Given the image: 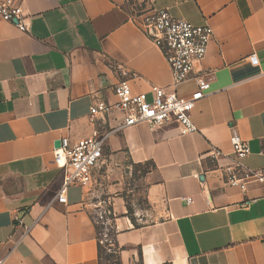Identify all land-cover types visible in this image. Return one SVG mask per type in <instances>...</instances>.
<instances>
[{
  "label": "crops",
  "instance_id": "crops-1",
  "mask_svg": "<svg viewBox=\"0 0 264 264\" xmlns=\"http://www.w3.org/2000/svg\"><path fill=\"white\" fill-rule=\"evenodd\" d=\"M12 2L26 31L0 16L2 264H101L96 189L71 186L65 204L54 201L63 183L55 145L92 135L90 108L115 103L112 87L123 72L136 76H128L132 93L148 98L152 87L180 97L196 91L192 79L171 86L134 6L208 26L213 37L194 68L209 80L191 113L194 133L182 135L177 123L121 127L119 112L107 116L114 131L92 181L111 203L120 264H264V182L245 179L264 171V0ZM233 134L249 150L241 160ZM228 168L238 185L226 181ZM140 169L145 207L132 214L124 179Z\"/></svg>",
  "mask_w": 264,
  "mask_h": 264
},
{
  "label": "built area",
  "instance_id": "built-area-1",
  "mask_svg": "<svg viewBox=\"0 0 264 264\" xmlns=\"http://www.w3.org/2000/svg\"><path fill=\"white\" fill-rule=\"evenodd\" d=\"M135 7L132 8V13L135 16L136 26L162 54L171 74V86L175 88L192 79L196 91L188 97H180L174 91L152 87L148 98L145 93H132L128 76L132 79L136 77L134 74L121 73L120 81L112 87L115 103L108 104L98 100L90 108L89 117L94 125L92 135L73 146H69L67 140H62L59 148L53 153L55 166L63 171V183L54 198L57 203H66V191L69 187L91 186L93 172L102 160L104 144L114 131L105 128L107 116L112 112H119L123 116L121 127L138 124L156 127L177 123L182 135L196 131L191 113L196 103L207 94L209 80L194 68L195 64L201 62L206 55L213 37L212 30L208 26H194L184 20L174 19L166 10L142 13ZM0 16L12 23L16 21V27L26 31L22 9L12 0L0 3ZM230 144L237 160L246 157L249 151L247 144L238 135L233 134L230 137ZM224 177L233 186L240 182L232 168L226 170ZM250 178L264 182V171L248 172L245 179ZM186 200L188 203L191 202V199ZM98 213L99 219L103 220L105 212L99 209ZM16 220L20 222L19 219ZM100 244H102L101 240Z\"/></svg>",
  "mask_w": 264,
  "mask_h": 264
},
{
  "label": "rangeland",
  "instance_id": "rangeland-1",
  "mask_svg": "<svg viewBox=\"0 0 264 264\" xmlns=\"http://www.w3.org/2000/svg\"><path fill=\"white\" fill-rule=\"evenodd\" d=\"M134 171V170H133ZM143 170L140 169V171H137L134 173V176H128L124 179L125 186H123L125 191H131L132 194H130L128 200L130 206H132L133 213L132 211L130 214H134L135 210L138 209H143L144 202H143V188L140 186L139 178L142 176ZM93 184L95 186H93ZM90 187H95L96 191L91 192L90 196V202L93 205H96L99 207V209L103 210L104 213V218L103 220L99 219V213L96 212V210L93 208L91 211V217L94 220L95 226L97 228L98 232V237L102 241V261L101 264H112L114 262V259H111L110 261H107V256H109L112 252L111 250H114V230L112 227V219H113V214L110 210L111 208V203L108 201V197L106 194L101 190L99 191V183L92 181V184ZM122 192L123 196H126V192ZM133 195V196H132Z\"/></svg>",
  "mask_w": 264,
  "mask_h": 264
},
{
  "label": "trees",
  "instance_id": "trees-1",
  "mask_svg": "<svg viewBox=\"0 0 264 264\" xmlns=\"http://www.w3.org/2000/svg\"><path fill=\"white\" fill-rule=\"evenodd\" d=\"M114 246V250H111V254L107 256V261H110L111 259H114V262L112 264H120L119 257H118V248ZM102 245L99 244V250H100V257L102 258Z\"/></svg>",
  "mask_w": 264,
  "mask_h": 264
},
{
  "label": "water",
  "instance_id": "water-1",
  "mask_svg": "<svg viewBox=\"0 0 264 264\" xmlns=\"http://www.w3.org/2000/svg\"><path fill=\"white\" fill-rule=\"evenodd\" d=\"M13 23H16V21H14ZM55 146L58 148L60 146V143H57Z\"/></svg>",
  "mask_w": 264,
  "mask_h": 264
}]
</instances>
